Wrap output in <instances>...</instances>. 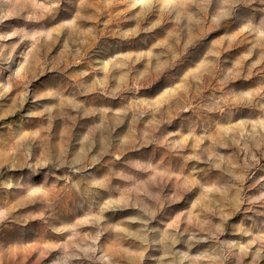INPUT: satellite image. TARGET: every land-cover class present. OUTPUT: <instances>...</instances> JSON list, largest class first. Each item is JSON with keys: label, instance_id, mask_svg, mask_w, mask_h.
I'll use <instances>...</instances> for the list:
<instances>
[{"label": "rangeland", "instance_id": "obj_1", "mask_svg": "<svg viewBox=\"0 0 264 264\" xmlns=\"http://www.w3.org/2000/svg\"><path fill=\"white\" fill-rule=\"evenodd\" d=\"M0 264H264V0H0Z\"/></svg>", "mask_w": 264, "mask_h": 264}]
</instances>
